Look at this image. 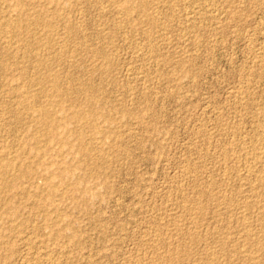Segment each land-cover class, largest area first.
<instances>
[{
	"label": "rangeland",
	"instance_id": "obj_1",
	"mask_svg": "<svg viewBox=\"0 0 264 264\" xmlns=\"http://www.w3.org/2000/svg\"><path fill=\"white\" fill-rule=\"evenodd\" d=\"M0 264H264V0H0Z\"/></svg>",
	"mask_w": 264,
	"mask_h": 264
},
{
	"label": "bare ground",
	"instance_id": "obj_2",
	"mask_svg": "<svg viewBox=\"0 0 264 264\" xmlns=\"http://www.w3.org/2000/svg\"><path fill=\"white\" fill-rule=\"evenodd\" d=\"M258 252V251H257Z\"/></svg>",
	"mask_w": 264,
	"mask_h": 264
}]
</instances>
